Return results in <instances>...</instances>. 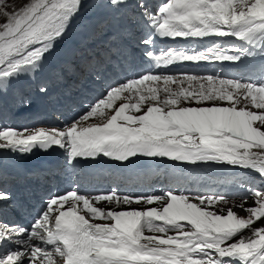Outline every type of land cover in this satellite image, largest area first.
Returning a JSON list of instances; mask_svg holds the SVG:
<instances>
[{
    "label": "snow or ice",
    "instance_id": "1",
    "mask_svg": "<svg viewBox=\"0 0 264 264\" xmlns=\"http://www.w3.org/2000/svg\"><path fill=\"white\" fill-rule=\"evenodd\" d=\"M81 4L28 0L15 8L0 0V91L41 67ZM109 4L122 8L125 0ZM137 6L151 29L141 40L146 46L153 35L244 42H213L204 50L149 48L144 55L158 68L241 62L257 48L264 53V0H165L154 12L147 4ZM38 90L49 91L47 84ZM19 103L28 107L31 101L21 95ZM52 147L64 149L70 164L99 156L227 164L254 172L261 184L249 183L239 205L219 193L91 195L73 188L52 195L28 226L0 221V264H264V74L254 79L147 72L109 85L62 129L0 128V149L29 154ZM11 199L0 190V202Z\"/></svg>",
    "mask_w": 264,
    "mask_h": 264
},
{
    "label": "bare ground",
    "instance_id": "2",
    "mask_svg": "<svg viewBox=\"0 0 264 264\" xmlns=\"http://www.w3.org/2000/svg\"><path fill=\"white\" fill-rule=\"evenodd\" d=\"M88 4V5H87ZM82 6H86V9L90 10V18L92 20H100V16L98 15V12L101 10H108L106 4L102 6H97L92 4L90 0H82ZM71 26H75V28L69 30L66 32L60 39H58L52 49L45 55L43 59V63L41 67L36 71L41 76H44L45 78H49L52 74V69L60 66V62L66 58L63 47L69 43L74 41V39L84 36V34L90 33L89 24L85 20H80L79 22L76 21L74 24H71ZM116 74V71L114 70L111 74L112 77H114ZM104 88H107V85H104ZM96 96L95 91L93 89H90L89 91V98ZM59 114V113H58ZM30 115H36V112L31 111ZM89 122H95V121H89ZM2 128V127H0ZM35 129L38 128V126H35L33 124H26L23 126H20L16 129L23 130V129ZM25 162H29L26 158V154L19 153V152H13L7 149H0V175L4 177L3 174H1L2 171H5L9 173L10 171H19L23 168V164ZM28 171H31V168L28 164L27 167ZM1 179V177H0ZM6 204V202H0V209L2 208V205ZM237 204V202H236ZM259 225V222L257 224Z\"/></svg>",
    "mask_w": 264,
    "mask_h": 264
},
{
    "label": "rangeland",
    "instance_id": "3",
    "mask_svg": "<svg viewBox=\"0 0 264 264\" xmlns=\"http://www.w3.org/2000/svg\"><path fill=\"white\" fill-rule=\"evenodd\" d=\"M7 3L10 6H14L15 8H20L28 3V0H7ZM9 11H12V7H9ZM5 20V17L0 16V24H2ZM71 47V46H70ZM70 70L67 72L66 75L59 72L61 75H56L57 81L51 85L47 84L49 89L48 94V101L46 102V106L48 108H52L55 106V103L59 100L63 99V96H58L55 94V91L57 90V86H61L64 89H67L68 87H71L73 84V77H72V69L74 66L70 65ZM35 77L34 73H32ZM39 83L44 84L39 78L35 77ZM15 80L12 81L11 86L7 88L4 91H0V127H12V128H18L20 126L29 124L30 122H33L35 118L28 116L29 108L21 105L19 103V97L22 95L25 98H28L30 101L37 102L38 100H41L40 92L36 86H29L26 89L25 94L30 93L29 96H24V93H17L15 96V99L11 100L10 97L14 93V88L16 87ZM9 99V100H8ZM22 112H26L23 115H18V110ZM7 124V125H5ZM1 184V180H0ZM228 207H232V204L227 205ZM240 209V208H239ZM237 209V207H233V210L236 211L239 215L245 216L246 213L242 212L241 210Z\"/></svg>",
    "mask_w": 264,
    "mask_h": 264
}]
</instances>
